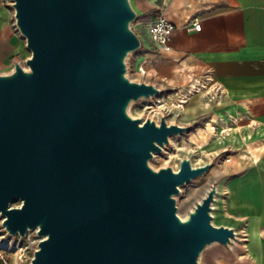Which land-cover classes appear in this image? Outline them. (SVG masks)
Here are the masks:
<instances>
[{
    "label": "water",
    "instance_id": "obj_1",
    "mask_svg": "<svg viewBox=\"0 0 264 264\" xmlns=\"http://www.w3.org/2000/svg\"><path fill=\"white\" fill-rule=\"evenodd\" d=\"M11 8L29 56L0 73V216L8 236L37 229L30 264H198L207 246L228 245L234 229L212 223L217 185L177 214L180 187L212 163L149 165L190 127L128 113L163 93L127 75L141 48L131 0Z\"/></svg>",
    "mask_w": 264,
    "mask_h": 264
},
{
    "label": "crops",
    "instance_id": "obj_2",
    "mask_svg": "<svg viewBox=\"0 0 264 264\" xmlns=\"http://www.w3.org/2000/svg\"><path fill=\"white\" fill-rule=\"evenodd\" d=\"M135 8L141 19L162 15L175 25L164 48L144 45L133 53L139 81L164 91L196 86V93L210 97L197 94L190 116L211 112L210 122L221 133L247 146V161L232 165L238 173L217 186L213 222L236 232L232 241L240 254L232 264H264V0H145ZM194 19L200 30L187 31ZM21 56H29L25 42L10 11L0 5V73L9 72Z\"/></svg>",
    "mask_w": 264,
    "mask_h": 264
},
{
    "label": "rangeland",
    "instance_id": "obj_3",
    "mask_svg": "<svg viewBox=\"0 0 264 264\" xmlns=\"http://www.w3.org/2000/svg\"><path fill=\"white\" fill-rule=\"evenodd\" d=\"M131 2L136 10V3L143 4L145 0H131ZM0 5L10 11L11 24L16 29L13 9L9 0L7 3H0ZM136 12L139 13L138 10ZM151 15H153L152 12L149 16ZM133 56L132 53L127 59V75L132 80L139 81L141 78L133 71ZM23 57H19L21 62H24ZM194 87L189 84L182 86L181 88H184L182 91L166 89L160 95L132 102L128 107V113L131 117L150 118L158 122L161 116H165L169 124L190 127L187 133L171 136L169 144L165 145L160 153L154 154L153 158L149 160V165L153 169L158 170L170 166L176 171L183 157L190 158L193 166L212 163L211 168L205 174L180 187V192L175 196V201L177 214L181 216L187 215L188 211L196 202L201 200L211 185L215 184L221 187L230 175L238 173L239 169L231 171L232 165L236 168L238 164L248 159L245 156L247 146L235 144L229 136L224 135L225 132L221 133L223 129H217L215 123L210 122L211 112L190 116V110L195 111V108H192V102L197 99V94L203 95L204 99L210 97L205 95L204 91L196 93L197 87ZM193 96L195 97L193 98ZM248 147L250 150L252 149L251 144ZM11 205H19V201H15ZM213 220L216 222L215 218ZM1 221L2 217L0 216V253L3 257L0 256V264H4V259L8 264H30L36 247L34 234L22 238L18 235L8 236L1 227ZM235 242L237 240H231L228 245L211 244L207 246L201 253L198 264H232V260L240 254V251L235 249ZM20 247L22 249L19 250Z\"/></svg>",
    "mask_w": 264,
    "mask_h": 264
},
{
    "label": "built area",
    "instance_id": "obj_4",
    "mask_svg": "<svg viewBox=\"0 0 264 264\" xmlns=\"http://www.w3.org/2000/svg\"><path fill=\"white\" fill-rule=\"evenodd\" d=\"M8 0H0V3H7ZM9 3H12V0H9ZM136 24H141L143 26L142 30L138 31L135 29ZM133 29L137 33L140 41H141V48L144 45L149 46L153 50H158L164 48L171 40L172 33L175 28V25L169 21L166 17L159 15L156 17H150V18H144L141 19L138 18L132 25ZM187 31L200 30V23L197 20H193L191 25L186 27ZM140 48V49H141ZM139 73L142 75L145 73L144 69L139 67L138 69ZM36 230H32L27 232L26 236L29 234H34L35 237V244L39 241V237L36 235ZM7 235V234H6ZM10 244V243H8ZM22 249L21 247L19 250ZM36 249V247H35ZM0 256L2 257V254L0 253ZM3 258V257H2ZM4 264H8L7 261L3 260Z\"/></svg>",
    "mask_w": 264,
    "mask_h": 264
},
{
    "label": "bare ground",
    "instance_id": "obj_5",
    "mask_svg": "<svg viewBox=\"0 0 264 264\" xmlns=\"http://www.w3.org/2000/svg\"><path fill=\"white\" fill-rule=\"evenodd\" d=\"M177 69H178V66H177L176 70H177ZM182 69H183V68L180 67V68H179V71H181L184 80L187 81L189 75L187 76V75H186L187 73H183ZM177 71H178V70H177ZM203 134H204V133H203ZM254 160L258 161L256 155L254 156ZM215 200H216V195H215ZM214 202H215V201H214ZM214 202L212 203L213 210H214V208H215V203H214ZM213 210H212V212H211V215H212V217L214 218V216H213ZM179 215H180V214H179ZM180 217H181V218H184L185 216H181V215H180ZM213 218H212V223L214 224V222H213ZM214 225H216V224H214ZM235 234H236V232H235ZM235 237H236V235H235Z\"/></svg>",
    "mask_w": 264,
    "mask_h": 264
}]
</instances>
